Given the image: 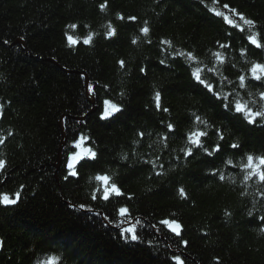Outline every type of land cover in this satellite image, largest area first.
<instances>
[{"label": "trees", "instance_id": "trees-1", "mask_svg": "<svg viewBox=\"0 0 264 264\" xmlns=\"http://www.w3.org/2000/svg\"><path fill=\"white\" fill-rule=\"evenodd\" d=\"M249 36L264 45V0H0V194L21 193L17 204L0 205V264H175L174 256L184 264H264V185L245 183L238 166L246 154H264V120L249 124L227 111L192 75L203 69L221 96L234 89L260 110L264 84L238 87L253 62L264 63V49ZM105 100L120 111L101 119ZM197 115L207 128L196 125ZM197 127L207 132L204 147L219 144L218 152L187 143ZM81 137L95 158L65 179ZM97 175L109 176L122 195L93 200L94 191L102 195ZM121 207L129 210L123 222ZM163 219L177 221L181 236ZM129 220L139 233L134 242L117 234Z\"/></svg>", "mask_w": 264, "mask_h": 264}, {"label": "snow or ice", "instance_id": "snow-or-ice-1", "mask_svg": "<svg viewBox=\"0 0 264 264\" xmlns=\"http://www.w3.org/2000/svg\"><path fill=\"white\" fill-rule=\"evenodd\" d=\"M213 2H215V0H213ZM104 7H105L104 5H101V10H103ZM224 7L227 8L228 6L225 5ZM230 11H232L233 15H238L239 19L243 21L244 25H247L249 28L255 27L254 22L251 19H247L242 14L236 13L235 10H230ZM215 15L221 16L222 13L217 11L215 12ZM223 18L225 22L230 24L232 27L238 28L240 31L244 30L240 25L234 24L227 15H224ZM121 19L123 18L121 17ZM129 19L134 20L135 17H130ZM70 27L75 29L76 25H71ZM108 28H109V31L107 32V36L114 35L115 29L112 28L111 25H109ZM141 32L145 36H147L149 29L147 27H144L141 29ZM91 40H92V36L90 34L86 39H84L83 43L89 44ZM248 40H249V43L251 45H254L256 48L264 49V45H262L255 36H249ZM68 41H69V45L76 43V41L73 39L72 36L68 37ZM135 42L136 41L133 40V43ZM220 47L226 48L227 45L221 44ZM177 54L184 55L181 53H177ZM243 54L244 53L242 50L241 55ZM186 55L189 60L194 59L191 53H188ZM214 55L216 56L217 63L222 64L224 62L219 53H215ZM121 66H123V62H121ZM208 71L214 73L216 69L213 67V68H209ZM202 72H203V69L197 67L196 70L193 71L192 73L193 78L195 79L197 83L203 85L209 93H212L214 96H216L217 99L222 100L224 108L227 111H234L236 114H239L240 116H242L249 124L255 123L258 118L261 120H264V91L259 92V100L261 102L260 110H254L249 105V103H245L241 99L238 98L239 94L234 89L233 91H230L226 93L225 95L221 96L219 92L214 90L213 84L210 83L207 79H205L202 76L201 74ZM248 72L250 74L249 77H246L244 75L239 76L238 78L239 79V84H238L239 89H246V87L248 86L246 83L247 80L257 81V82H260L261 84H264V63L253 62L251 64V67L248 69ZM87 91L90 94H94L92 84H87ZM155 102H156L157 109L160 110L161 105H160V94L159 93H157L155 96ZM252 103H255V101H253ZM119 111H120V108L116 104L112 103L109 100H105L104 101V112L101 115V119H105L109 116H112L114 113L119 112ZM163 111L167 112L168 109L164 108ZM195 123L196 125L204 124L205 128L208 127L207 122L202 120V118L198 115L195 116ZM167 128L169 132L173 131L172 124H168ZM215 134L218 137V139L220 140L224 139L223 134L220 130H217ZM205 136H207V132L200 130L199 127H197L195 130L189 131L187 133V143L190 144L192 148L202 149L208 155H212V153L218 152L220 150L219 144L213 147L211 152H209L208 149L204 147V142L202 140V137H205ZM164 139H166V137ZM85 141H86V138L84 137H81L74 141L72 146L76 149H79L80 151L69 154L68 162H67V168L69 171H68V176H66L65 179H68L69 176L77 175V172L75 171V166L82 159H85V158L94 159L95 158L96 154L94 151H92L90 148H82V144ZM2 142L3 141L0 140V143ZM231 147L235 149V148H238L239 146L237 144H232ZM192 148H187L184 150L185 156L192 155ZM244 160L246 162H240L238 165L240 171L244 173V182L246 183L247 181L255 178L258 184L264 185V154L254 155V154L249 153V154H246V156L244 157ZM226 164L231 167L237 166L236 164L233 163L232 159H228L226 161ZM4 167H5V161L0 159V170H3ZM213 174L215 175L216 173L214 172ZM219 178L221 180H224L225 179L224 174L220 173ZM95 179L97 182H99L102 185V195L98 197L97 192L94 191L92 193L93 200H96L99 198V199H102L103 201H109L110 197H113V196L120 197L122 195L118 186L115 183L110 182L111 178L109 176L97 175ZM20 195H21L20 192H16L15 198H10L8 194H0V205H4V206L15 205L19 201ZM180 196L181 197L185 196L183 189H180ZM79 207L86 212L93 213L98 218H102L105 221L109 220V217L107 216L101 217V214L98 212H94V209L91 207H88L86 205H80ZM118 214H119L120 222H123L128 217L129 210L126 207H121L118 210ZM249 215L251 216L252 213L249 212ZM260 219L261 221H264V217H260ZM137 224H139V221H137ZM160 224L164 225L175 236L177 237L181 236V225L177 221L163 219L160 221ZM128 225L129 226L127 227H120L119 235L126 241L128 240L133 241V242L137 241L139 239V233L137 231L136 225H133L130 220L128 221ZM261 231H264V229H261ZM173 260L175 264H184V261L181 259L180 256H174ZM45 264H56L55 258H49L45 262Z\"/></svg>", "mask_w": 264, "mask_h": 264}, {"label": "water", "instance_id": "water-1", "mask_svg": "<svg viewBox=\"0 0 264 264\" xmlns=\"http://www.w3.org/2000/svg\"><path fill=\"white\" fill-rule=\"evenodd\" d=\"M87 96H90V94H87ZM90 97H91V96H90ZM90 100H91L90 102H91L92 106L94 107V105H95L94 100H92V99H90ZM95 111H96V108L94 107L93 110H92V113H94ZM62 149H63V148H61V149L59 150V153H58L59 158H58V160H57V166H56V169H58L59 166H60V164H61Z\"/></svg>", "mask_w": 264, "mask_h": 264}, {"label": "bare ground", "instance_id": "bare-ground-1", "mask_svg": "<svg viewBox=\"0 0 264 264\" xmlns=\"http://www.w3.org/2000/svg\"><path fill=\"white\" fill-rule=\"evenodd\" d=\"M55 170H56V173H57L58 170H59V168H58V169H55ZM56 173H55V178H58L57 175H56ZM127 226H128V225H124V226H121V227H127ZM119 232H120V229L117 230V234H118V236H119ZM126 249L129 250L130 252H133V250H132L131 247H127ZM108 253H111V251L108 252Z\"/></svg>", "mask_w": 264, "mask_h": 264}, {"label": "rangeland", "instance_id": "rangeland-1", "mask_svg": "<svg viewBox=\"0 0 264 264\" xmlns=\"http://www.w3.org/2000/svg\"><path fill=\"white\" fill-rule=\"evenodd\" d=\"M97 110V109H96ZM79 150V149H78ZM80 151V150H79ZM59 158V156L57 157V159ZM61 165V164H60ZM60 167V166H59Z\"/></svg>", "mask_w": 264, "mask_h": 264}]
</instances>
